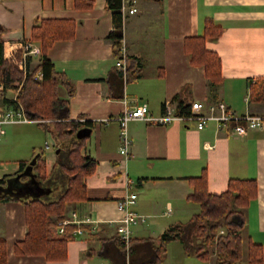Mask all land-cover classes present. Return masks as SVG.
Listing matches in <instances>:
<instances>
[{
    "label": "crops",
    "instance_id": "obj_1",
    "mask_svg": "<svg viewBox=\"0 0 264 264\" xmlns=\"http://www.w3.org/2000/svg\"><path fill=\"white\" fill-rule=\"evenodd\" d=\"M121 1L126 9H136L122 18L120 41L126 56H136L141 62V76L130 82L123 80L116 68L117 59L107 38L113 29L112 15L105 0H93L92 8L86 10L76 9L74 0H0V26L6 30L2 35L5 59L20 61L25 43L40 49V44L30 39L35 20L75 21L74 38L56 41L47 57L75 90L69 100L70 119L92 123L80 154L95 160L93 174L85 179L87 199L65 205L66 219L73 222L69 224L79 226L82 233L68 241L63 260L16 254L14 244L23 240L27 231L24 204L0 202V238L6 243L7 264H120L116 239L121 212L117 200L128 191L137 194L132 209L145 217L132 228L131 264H155L152 245L158 244L159 236L169 226L187 222L199 212V205L188 199L193 190L188 178L204 170L207 189L216 194L226 189L230 178L256 180L257 195L242 210L239 264H249L250 242L262 246L263 261L259 264H264V123L259 129H248L244 136L235 137L226 128L217 129L214 122L197 130L191 122L132 121L127 127L132 144L126 158L119 153L117 122H102L116 117L125 107L141 104L147 105L152 116L163 113L165 101L177 111L176 95L187 104L217 100L237 115L264 116V103L248 101L249 82L264 76V0ZM206 17L222 28L219 37L206 40V48L215 51L222 64V79L212 98L203 68L192 65L184 50V39L201 35ZM39 58L40 54L27 56L26 62L32 66ZM36 124L5 128L0 139L5 137L10 156L0 162V178L8 175L13 179L19 161L30 159L36 147L44 150L50 171L56 148L54 152L42 148L50 133L34 132L31 126ZM22 128L37 133V143L11 148ZM125 177L134 181L130 189ZM33 195L50 196L51 192L43 189ZM156 264L217 263L214 257L203 261L188 256L181 242L171 241L162 261Z\"/></svg>",
    "mask_w": 264,
    "mask_h": 264
},
{
    "label": "trees",
    "instance_id": "obj_2",
    "mask_svg": "<svg viewBox=\"0 0 264 264\" xmlns=\"http://www.w3.org/2000/svg\"><path fill=\"white\" fill-rule=\"evenodd\" d=\"M121 0H105V7L112 15L113 29L107 38L112 43L113 57H120L122 38ZM93 0H74L76 9H91ZM76 23L72 19H37L31 28L30 39L40 44L38 63L30 66L26 62L24 70L3 58V39L5 28L0 26V104L9 107L13 99L6 97L11 92L22 105L26 116L38 121L37 126L49 132L58 152L50 171L47 170L44 150L35 151L28 160L19 161V170L13 179L8 175L0 178V202L21 201L25 209L26 234L23 240L14 244V252L20 255H41L50 261L63 260L66 257L67 243L75 238L73 231L79 227L65 224L63 231L58 230L66 219L67 202L87 199L85 179L92 175L95 160L82 156L81 149L89 137L90 121L71 120L69 100L75 90L62 71L55 68L47 57V51L56 41L71 40L75 36ZM222 28L212 18L203 20L201 35L184 39V50L190 56V63L204 70L210 97L222 79L221 59L215 51L206 48L208 38H217ZM20 58V53L18 55ZM141 62L136 56H126V82L141 76ZM122 78L121 72H118ZM176 100V112L186 114L190 104ZM248 101L264 103V76L249 82ZM217 102V100L215 101ZM214 103V102H212ZM81 131H85L81 134ZM29 167L28 173L25 167ZM192 183V192L188 199L199 205V212L193 214L184 223L169 226L152 245L155 254L153 263H160L165 255L166 245L179 241L186 255L203 261L214 257L217 264H239L242 258L241 229L244 225L242 210L257 195L255 179L230 178L226 189L218 194L207 189L205 170L195 177L188 178ZM20 180V181H19ZM33 182L42 189L49 190L50 196H22L19 188L24 183ZM117 250L121 263L125 264V252L120 239ZM7 247L0 238V264H7ZM263 261L260 244H248L247 262L259 264ZM131 264V245L129 251Z\"/></svg>",
    "mask_w": 264,
    "mask_h": 264
},
{
    "label": "built area",
    "instance_id": "obj_3",
    "mask_svg": "<svg viewBox=\"0 0 264 264\" xmlns=\"http://www.w3.org/2000/svg\"><path fill=\"white\" fill-rule=\"evenodd\" d=\"M120 10L122 18L126 13L132 14L136 11L135 8L126 9L124 5L121 6ZM22 48V59L18 62L11 60L12 63L18 66L20 70L25 69L27 56H36L40 54V49L33 47L30 43L23 44ZM116 68L119 72H121L122 78L125 80L126 52L123 44L120 46V57L117 58ZM1 90L2 86L0 85V91ZM12 99V105L5 108L0 107V136L5 133L4 126L6 125L38 122L31 120L26 116L24 109L20 102L16 99L15 94ZM112 119L117 122L119 127V153L126 158L129 156L130 147L132 144V139L129 136L127 127L132 121H144L158 124H167L171 121H181L186 123L191 122L195 125L197 130L203 129L209 122H214L217 126V129L221 130L226 128L230 135L235 137L244 136L246 130L248 129H259L264 123V116L250 114L237 115L230 111L226 104L222 101H217L210 104L203 103L201 101H194L190 104L189 111L186 114H178L173 109L172 103L170 101H165L163 103V113L159 116H152L148 111L147 105L141 104L133 107H125L116 117L105 118L102 120V122L108 123ZM44 147L45 149H48L49 143L45 142ZM125 185L128 189H130L134 185V181L125 177ZM136 198V193L128 191L122 198L117 200V208L121 212V217L118 221L121 225L119 239L125 252V264H129V251L132 236L131 227L145 221V217L143 215L138 214L132 209L136 202ZM69 223L73 222L68 219H64L61 222V226L58 231L61 233L63 231V226ZM81 233L82 231L79 227L73 231L74 236L80 235Z\"/></svg>",
    "mask_w": 264,
    "mask_h": 264
},
{
    "label": "rangeland",
    "instance_id": "obj_4",
    "mask_svg": "<svg viewBox=\"0 0 264 264\" xmlns=\"http://www.w3.org/2000/svg\"><path fill=\"white\" fill-rule=\"evenodd\" d=\"M37 61L36 58L34 59V62ZM33 66V65H32ZM6 97L12 98L14 96L13 93L8 92L5 94ZM9 125L4 126V130L5 128H7ZM32 130H34V132H39L41 135L45 134V132L38 126L36 125H32L31 126ZM37 133L33 134L32 131L26 129V128H22L16 135H15V139L13 140L14 144L13 146H11V148L13 147H19V148H27V146L30 144L32 145L33 142L37 143ZM38 133V134H39ZM47 142L49 143V148L46 149L48 150V152H54V147L56 148L57 145L52 146V140L51 138L47 137ZM44 143V142H43ZM44 144L42 145L43 148ZM35 151H40L38 147L35 148ZM10 156V152L8 150V148H6L5 146V137L0 139V162H5V160H7ZM30 170V168L27 166L25 167V171L26 173H28ZM20 181V180H19ZM135 226V225H134ZM133 228V226L131 227V229Z\"/></svg>",
    "mask_w": 264,
    "mask_h": 264
},
{
    "label": "water",
    "instance_id": "obj_5",
    "mask_svg": "<svg viewBox=\"0 0 264 264\" xmlns=\"http://www.w3.org/2000/svg\"><path fill=\"white\" fill-rule=\"evenodd\" d=\"M58 152V149L56 150V153ZM33 185V186H32ZM20 194H25L33 196V192L43 191L41 187H38L36 184H33V182L24 183L22 187L19 188Z\"/></svg>",
    "mask_w": 264,
    "mask_h": 264
}]
</instances>
